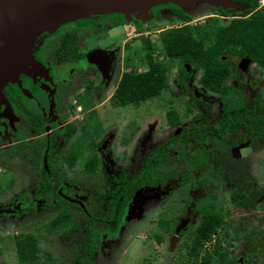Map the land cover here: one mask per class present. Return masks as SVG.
<instances>
[{"label":"rangeland","instance_id":"1","mask_svg":"<svg viewBox=\"0 0 264 264\" xmlns=\"http://www.w3.org/2000/svg\"><path fill=\"white\" fill-rule=\"evenodd\" d=\"M181 2H183L185 13L192 16L191 23L201 26L208 25L205 14L210 12L209 9L214 10L217 6L216 0H192L190 1L193 4L192 8L187 0L185 2L181 0L179 4ZM260 7L264 9V0L260 2ZM240 12V9H235L231 14L239 15ZM151 13L144 17L114 13L117 14L116 20L108 17V14H102L68 22L71 23L67 28L68 32L76 37L77 42L85 45L83 49H87V45L90 44L89 50H108L107 47H98L107 44L111 46H108L109 48H112L115 43L120 42V54L116 63L117 78L113 79L105 90L99 89V93L96 92L93 99L82 102L83 110L74 112L79 118L67 120L69 123L72 121L75 123L74 133L62 139L61 143H57L53 151L54 155H63L72 141L83 135L86 147L80 154L79 160L72 167L66 164L61 165V163L59 165L57 162L60 161L56 160L53 164L59 166L53 167V173L55 182L62 191L78 200L95 220L90 221L78 205L71 203L67 207L72 216L68 229L52 234L46 232L45 223L65 207L56 200V195L49 186L50 181L42 172L41 156L44 145L34 143L31 146L29 142H17V137L12 139L8 135L11 134L9 132L1 138L0 147L14 146L17 149L12 150L8 158L5 157L4 163L8 169L0 167V264H18L14 237L23 233H32L37 236L40 249L52 254L53 264H82L81 259L86 243L91 238L93 248L89 250V255L94 264H200L199 259H188L185 251L182 248L178 249L180 240L177 238L176 241H172L158 226L157 220L164 216V210H166V217L173 218V226L176 224V229L187 225L192 220L190 208L192 202L208 194L216 195L215 204L217 210L221 208L220 213L229 209L227 216H224V221H233L236 226H245L246 231L253 227L264 229V163L250 157L251 147L259 148L260 151L264 150V136H253L251 143H248L249 146L246 148L245 145L244 149L243 144L239 145L240 142H237L243 138L245 132L241 126L237 125L232 128L228 143L212 139L204 140V146L209 150L210 171L205 172V169V171L191 172L190 178L188 173H185L177 179L178 181L138 190L130 199L128 207L116 226L107 227L97 220L112 217L115 208L111 207L109 201L112 202V198L106 191H99L103 187V181L101 183L98 179L89 177L83 169L84 159L93 152L90 149L87 150L89 144L95 143L97 147L101 146L100 149H96L97 172L102 175L99 180L106 178L108 180L110 176L118 177L122 171L135 175L146 157L163 144H166L165 169H177L178 172L179 168L183 169V161L180 160L191 152L199 153V144L194 140L195 134L188 136L184 143L173 140L178 132L176 128L169 127L165 113L174 109L179 114L181 130L192 126L210 129L221 114L217 94L202 91V95L193 97V93L197 94L202 90L199 83L201 73L196 71H192V80L187 83L188 92H181L177 88L173 91L163 90L157 97L140 104L124 107L119 105L114 89L120 74L147 70L148 64L145 62L147 53H151L156 60L168 62L169 59L160 53L159 31L168 25L183 24L178 20L171 22L169 17L164 15H158L155 18ZM133 19L140 20V25L146 27V30L142 31L140 36L131 39L129 35H122V27ZM220 21L223 23V20L220 19ZM110 26L115 29L112 30ZM107 32L113 38L106 37ZM52 33L44 32L36 38L30 51L31 62L34 51L43 39ZM58 38L60 39V36ZM145 39H148L152 45L150 50L144 48ZM169 64L171 76H174L177 66L174 62H172L173 65ZM67 73L68 77L77 75L83 78L79 67L73 62L69 63ZM228 82L241 89L249 105L255 93L264 91V68L245 61L243 70L237 69L235 76ZM80 83L78 82V88L82 91L85 81ZM189 103L197 104V109L189 112L187 109ZM61 111L57 112L59 116L65 113ZM195 114H201L202 118L195 119ZM82 116L83 120H81ZM25 136L27 139L30 138L29 134ZM228 148H235L240 156H234L235 158L229 156L223 159L222 152ZM246 155L247 158H245ZM217 169L219 171L216 172ZM204 172L209 175L211 183L202 182ZM179 181L182 183L180 184ZM108 184L113 185L109 180ZM235 196L243 199L246 204L243 207L237 205ZM19 201L22 202L21 205L18 204ZM14 205L17 207L15 208ZM138 216H142V219H135L138 225L132 230L129 229L131 220ZM193 223L195 222L192 220L191 224ZM223 229L218 228L221 237L225 233ZM156 234L160 235L163 241L157 240ZM228 237L229 239L224 237L226 238L224 245H228L229 256L235 261L239 259L245 243L233 239L232 231L229 232ZM185 239L186 243H189V240ZM259 240L264 242L258 236L256 241L260 242ZM211 250L212 243L205 245L199 257L205 256V253L212 255ZM262 261L261 257L249 264H262ZM212 262L220 264L214 256Z\"/></svg>","mask_w":264,"mask_h":264},{"label":"flooded vegetation","instance_id":"2","mask_svg":"<svg viewBox=\"0 0 264 264\" xmlns=\"http://www.w3.org/2000/svg\"><path fill=\"white\" fill-rule=\"evenodd\" d=\"M216 3H217V6L215 7V9L214 10L209 9L210 12L208 14H205V16L207 19L210 17H216L218 20H220V19L223 20L222 21L223 23L240 16V14L239 15L231 14L235 11V9H240L242 11L243 9H245V7H247V5L240 4V3L236 2L235 0H224V1L216 0ZM231 5H238V6H241L243 8L241 9V8H237V7H234ZM259 8H260V4H259ZM179 11H181L184 15H186L189 18V22H186V23L192 24L191 23L192 22V18H191L192 16L186 14L183 9L175 6L172 3L152 7L151 8V12H152L151 15L153 14L155 18L158 15H164V16L169 17V21L174 22V20L180 21L179 18L177 17V12L179 14ZM107 16L114 19V20H116L115 18H117L116 17L117 14H114V13L108 14ZM139 22H140V20L133 19L130 21V23L124 24L122 27V32H123L122 35L123 36H124V34L129 35L131 39L133 37L140 36L141 32L146 30V27L141 26ZM182 23L183 24H181L180 26L185 24L184 22H182ZM70 24L71 23H65V24L61 25L60 27H58V29L55 32H53L49 36H46L43 39V41L40 43L38 48L34 51V54L32 55V62H31V60L27 61V62L23 61L22 64H19L16 67L14 65L10 66V64H8L7 62H3V65L0 67V141H1V138L3 136H5V134L11 132V134H8V135L12 139L17 137V139H18L17 142H22V143L23 142H25V143L29 142V144H32L31 146H33L34 143L43 144L44 148H43V152H42V156H41V158H42L41 169H42L43 174L45 176H47L49 181H50L49 186L53 190V192L55 193L56 200L58 199V197L62 198L61 200H57L58 202H61V204L65 207V208H62V210L65 209L70 214L67 207L71 203H74V204L79 206L80 210H82L84 215L87 216V218L90 221H93L95 219H93L86 212V209L84 208V206L78 200H76V199L68 196L67 194H65L62 191L61 187L56 184L55 179H54V173H53V167H55V166L58 167L60 165V163H61V165L66 164V165L70 166L66 161V158L68 157V155L75 152L78 155L77 160H79L80 154L83 153L84 147H86L85 143L83 142V139H84L83 135L75 138L72 141L71 146L68 148L67 151L64 152L63 155H56V154L54 155L53 151H54L57 143L58 144L61 143L62 139H65V138L69 137V134L71 135L74 133L73 129H74L75 123L73 121L69 123V121H67V120H69L70 118H71V120H74V119L76 120L79 118V116L78 115L76 116L74 114V112H76V110L77 111L83 110L82 102L84 103L85 101L87 102L88 100L93 99V97L95 96V93L96 92L99 93V89L105 90L106 87L110 83H112L111 81L113 79L117 78L116 77V69H117L116 63H117V58L120 54V42L115 43V45L112 46V48H109L111 46L107 45V44L106 45L102 44V47H98V48L107 47L108 50H103V49H99L96 51H94L92 49L89 50L88 48H89L90 44L87 45L88 46L87 49H83L85 47V45L77 42L76 37L74 35H72L70 32H68L67 28H69ZM180 26L168 25V27L161 28L159 31V34L166 29L177 28ZM116 27H119V26H116ZM113 29H115V28L113 27L112 30ZM63 31H65V33H63ZM110 31H111V29L109 30V32ZM109 32L106 33V35H105L106 37L112 36V35H109ZM58 36H60V39L58 38ZM111 38H113V37H111ZM126 42L127 41H125V43ZM221 58L225 59V60L228 59L235 69L234 74L225 80V84L231 85L235 88H239L238 86H235V85L229 83L228 80L235 76L237 69L240 71L243 70V64L245 63V61H248L249 63H252V62L246 58H241L237 54H231V53L225 54V55L221 56ZM70 62L75 63V65L77 67H79V70L82 73L80 75L83 78H80L77 75L75 77H68L67 71H68V66H69ZM252 64L256 65L255 63H252ZM186 66H187V68H186L187 71L190 72V77H188L185 80V82H184L185 87L177 85L175 83V76L178 72V68H177L176 74L174 76L170 77V88H168L166 90L173 91L174 88H177L181 92H184V93L188 92L189 86L187 83L190 80H192V74H193L192 71L200 72L202 75V70H196V69H194V67L192 65H186ZM257 67H259V66H257ZM124 73L125 72L120 74L118 80L115 83L114 95H115V90L118 86V83H119V81H120V79ZM200 78H201V76H200ZM82 81L83 82L85 81V83H84L82 91H80L78 88L79 87L78 82L79 83L81 82L80 84H82ZM73 82L76 84L74 85ZM199 83H200V81H199ZM200 85H201L202 90L197 94L193 93L194 98L202 95V91L203 92L207 91V92H210L212 94H217L218 97H220L218 93L210 91L209 89L204 87L201 83H200ZM70 86H72V87H70ZM240 92H241V89H240ZM256 94L257 93H255V95ZM218 101H219V98H218ZM219 104H220V101H219ZM120 106L124 107V106H128V105H120ZM193 109H197V108L193 107ZM61 110L65 111V113H63L59 116V114L57 112L61 111ZM192 110H190L189 112H192ZM53 112H55V113H53ZM46 115H48V116L46 117ZM195 115H194V118H195ZM81 120H83V116H82ZM180 125H181V122H180ZM237 126H240V125H237ZM169 127L174 128V129L176 128V132H178V133H177V135H175V137H173V140L175 139L176 141H179L180 143H184L186 141V139L188 138V136L195 134L196 137H194V140L196 142H198V144H199L198 145V148H199L198 151L200 152V150H206L208 152V156H209V150L207 148H205L204 140H211L212 139V140H217L218 142L226 143V141L219 140V139H216L213 137L208 138L207 136H199L198 135L199 131H204V130H209V129H206V128L200 129L197 126L184 128V129H192V131L189 132L188 135H183L182 139H184V140L180 141V140H178V137H177L178 134H180V132H181L180 126L179 127H171L169 125ZM197 130H199V131H197ZM242 130L245 132V135H246V131L243 129V127H242ZM26 134H29V136H30L29 139H27V137L25 136ZM65 135H67V136H65ZM254 136H259V135L254 134ZM260 136H264V135H260ZM201 139H203V140H201ZM250 141L251 140L241 142V143H239V145L243 144L244 149H245V145L247 148V146H249L248 143ZM11 145H13V144H11ZM103 147H104V145L102 146V148ZM162 147H164V149H165L166 144H163L162 146H160L157 149H161ZM100 148H101V146L98 145V147H97V145H95V143L89 144L87 146V150L90 149L93 152L91 154H88L86 156V158L84 159V168L83 169L88 174L89 177L95 178L96 180L98 179V182L103 181V183L101 182L103 187L99 191L100 192L106 191V193L109 195V197L112 198V202L109 201V203H110L111 207L114 206L115 209H114L113 216L108 217L107 220L114 219V217L116 215V211L119 210V215H117V220L114 224L105 225L103 222H101L104 224V226L111 227V226H116L120 222L121 217L123 216V214L125 212L124 210L128 207V203H129L130 199L135 195V193L138 190H142V189H144V187H142V188H140V189H138L132 193H129V194L126 193V197L124 198L122 194H125V192H123L122 194H118V191H117L118 182H117V180L119 179L121 174H126L128 172L122 171L118 177L110 176L108 178V180L113 185L108 184L107 178L99 180V179H101L102 175H100L101 174L100 172H97L98 156L96 154V149L98 150ZM16 149H17V147H14V146H12V147L11 146L0 147V167L8 169L7 168L8 166L4 163L5 157L8 158L9 155L11 154L12 150H16ZM157 149H154L153 151H155ZM228 149H226L224 152H222L223 153V155H222L223 159L224 158L226 159V157H229L231 155L232 156L240 155V154H238V151L235 150V148H230L231 152H229ZM251 149L256 151V152H254L252 150L250 151V157L251 158L258 159V157L261 154H262V157L264 158V150L260 151V149L256 148V147H251ZM5 155H7V156H5ZM227 155H229V156H227ZM91 157H94L96 159V164H95L92 172H89L85 168L86 167L85 162ZM161 157H162V162H163L162 164H164V169H165L166 168V166H165L166 160L164 159V154H162ZM246 157H247V155H246ZM184 158H186V156ZM183 159L180 160L181 162L183 161L182 162L183 163V169L179 168V170L180 169L181 170L180 171L178 170V172H177V169H175V171L178 174L175 179H169L164 184H157V185L151 186V187L154 188L157 186L158 187L164 186L167 184V182L178 181L177 179L180 178L181 175L185 174V173H188V177L190 178L191 174H189V173H191V172L205 171V169H206L205 172H207V171H210V169H211V164L201 165L197 169L190 167L184 162ZM1 160H2V162H1ZM56 160L60 161V162H57L59 165L53 164ZM77 160L74 162V164L77 162ZM6 163H8V162L6 161ZM74 164H72L70 167H72ZM48 165H49V169L47 167ZM217 171H219V169H217L216 172ZM205 172H204V175L202 178L203 183L210 182V179L208 177L209 175L205 174ZM131 176L132 175L129 174L128 177H131ZM194 179L196 180V177H194ZM245 182H247V181H245ZM179 183L181 184L182 181H179ZM210 183H208V184H210ZM200 186H202V185H200ZM151 187L147 186L145 188H151ZM123 199H124V201H123ZM209 199L211 200V202L214 203V206L216 207V204H215L216 195H214V194H208L206 196H203V197L197 199L196 201H193L192 206L190 208L192 211V213H191L192 214V220L195 223L191 224V221H192L191 220L190 222L187 223V225L185 224L183 227H178L177 228V229H179L178 231L176 229V224L173 226V221H174L173 218L172 217H166V214H167L166 210H164V212H165L164 216L162 215L163 217L159 218L157 220L158 226L160 228H162L167 233L168 237L170 239H172V241H174V240L176 241L177 238L180 240V242H179L180 244H178V249L182 248L184 251L186 250V246L189 243H186L187 240L185 238H187L190 241L191 237H193L195 226L199 223L200 219L202 218V213L197 209H198V207L204 206L206 204L207 200H209ZM244 203H245V201L242 199V203L237 202L236 204L243 207V205H245ZM18 204L21 205L22 202L19 201ZM14 206H15V208L17 207V205H14ZM208 207H210V209H211L212 205H210ZM12 210H14V209H12ZM142 210L144 212V206H143ZM219 210H221V208H219L218 211ZM228 210L229 209H225V212L221 213L223 215V220H224V216H227ZM7 211H9V210H7ZM70 216H71V214H70ZM141 217L142 216H138L137 218H133L134 220H131V222L129 224V229L132 230L133 227L138 225V223L136 222L137 220H135V219H142ZM71 222H72V216H71ZM163 222L169 223V225L167 224V225L161 226V224ZM224 222L228 223V221H224ZM48 223H49V221L46 222L45 224H48ZM140 223H142V222H140ZM169 228H171L172 230L169 231ZM224 234L225 233H223V236H224ZM157 236L159 238V239H157V237H156L157 240L163 241L162 240L163 238L160 235H157ZM211 242H214V239H212V241H210V242L207 241L204 244V246L210 245ZM181 245H184L185 247L183 248ZM86 247H88V250H91L93 248V239L92 238L90 239L89 242L86 243ZM248 253H250V251H249V249H247V246L244 245V248L238 257L239 259L235 260V262L239 261V264H249L250 262H248L246 260V254H248ZM84 255H87L89 260L91 262H93L90 259V255H89L88 251H86V253H84ZM81 263H82V259H81ZM93 264H94V262H93Z\"/></svg>","mask_w":264,"mask_h":264},{"label":"trees","instance_id":"3","mask_svg":"<svg viewBox=\"0 0 264 264\" xmlns=\"http://www.w3.org/2000/svg\"><path fill=\"white\" fill-rule=\"evenodd\" d=\"M247 7L243 9L239 17L233 18L225 23H220L216 17L208 18V25L187 24L189 18L181 11L177 12V17L185 24L177 28H169L159 34L161 44L160 53L164 54L168 62L156 60L151 53L145 55V62L148 68L145 71L133 73L125 72L115 90V97L120 105H137L141 102L157 97L161 91L170 88L171 65L172 62L178 68L175 76V83L184 86L185 80L190 77L186 65H192L196 70H202L200 83L215 93L219 94L221 114L209 130L199 131V136L216 138L223 141H230L234 125H240L246 131V135L237 143L251 140L254 134L264 135V91L258 92L248 105L247 99L242 95L239 88L226 85L225 80L232 76L235 69L228 59H222L225 54H237L241 58H246L257 66L264 68V9L259 8L261 0H235ZM151 43L144 40V48L150 50ZM173 65V64H172ZM185 87V86H184ZM187 109L190 111L197 104L189 103ZM167 123L171 127H179L181 117L174 110L165 113ZM202 117L196 114L195 118ZM192 129H183L178 134V140L182 141L183 135H188ZM229 152L230 148L228 149ZM165 153L164 147L153 151L148 155L141 169L131 177L129 174H121L118 182V194L126 197V193H132L142 187H151L157 184H164L169 179H175L177 172L174 169H164L161 155ZM229 156V155H227ZM240 156V155H238ZM261 156V157H260ZM258 159L264 163L262 154ZM78 155L74 152L66 158L71 166L77 160ZM235 158L234 156H230ZM247 158V157H246ZM225 159V158H224ZM184 162L193 168L209 164V156L206 150L199 153L191 152ZM86 170L92 172L96 164L94 157L86 162ZM49 169V165L47 166ZM239 187V184H238ZM237 187V188H238ZM55 189V188H54ZM238 203L242 200L236 197ZM62 198L58 197L57 200ZM124 201V199H123ZM246 204V203H244ZM212 208L210 209V206ZM202 213V218L195 226L193 237L186 246L185 255L188 259H199L200 264H213L212 257H216L220 264H239L229 256L228 245H224L226 238L229 239V232H233V239L243 241L250 253L246 254V260L253 263L262 257L264 264V229L252 228L246 231V227L236 226L233 221L225 223L223 215L214 206L211 200H207L204 206L198 207ZM119 215L116 211L114 219H98L105 225L114 224ZM71 223L70 214L64 209L60 210L54 217L45 224L48 234L59 233L68 229ZM169 225L163 222L162 225ZM245 225V223H244ZM218 228H224V236L219 235ZM172 229L169 228V231ZM157 239L158 236L156 234ZM226 237V238H224ZM211 254L205 253L201 258L200 253L204 244L212 241ZM232 239V238H231ZM256 241V242H255ZM14 248L18 258V264H53L54 259L51 253L42 251L38 245V238L32 233L18 234L14 237ZM89 252L88 247L84 250ZM93 264L87 255L82 256V264Z\"/></svg>","mask_w":264,"mask_h":264},{"label":"water","instance_id":"4","mask_svg":"<svg viewBox=\"0 0 264 264\" xmlns=\"http://www.w3.org/2000/svg\"><path fill=\"white\" fill-rule=\"evenodd\" d=\"M180 1L0 0V67L3 62L16 67L23 61H29L36 38L44 32L56 31L65 23L112 13L144 17L151 12L152 7L158 5L172 3L183 8V2L179 4ZM190 1L192 0H187L192 8ZM231 6L243 8L238 5Z\"/></svg>","mask_w":264,"mask_h":264}]
</instances>
